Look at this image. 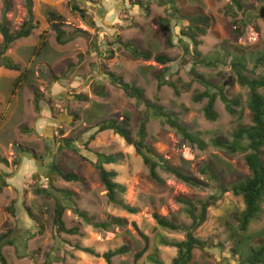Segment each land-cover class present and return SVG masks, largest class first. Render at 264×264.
Segmentation results:
<instances>
[{
	"label": "rangeland",
	"instance_id": "rangeland-1",
	"mask_svg": "<svg viewBox=\"0 0 264 264\" xmlns=\"http://www.w3.org/2000/svg\"><path fill=\"white\" fill-rule=\"evenodd\" d=\"M9 1L5 18L17 30L27 18L26 5L24 0ZM168 1L34 0L37 28L28 38L11 44L6 53L22 70L0 67V235L8 232L16 241L3 247L9 264H45L48 260L53 264H107L103 254L124 245L129 252L112 258L113 264H156L152 257L173 264L177 248L165 241L185 240L192 223L178 197L206 201L218 193V184L209 179L207 188L192 187L161 169L163 183L155 182L133 145L112 130L97 132L96 125L103 120L124 122L137 140L146 119V143L185 173L205 178L201 168L209 165L226 187L251 175L246 153L229 154L210 141L217 137L232 140L238 127L253 124L250 88L239 83L234 64L242 63L248 77L264 76V67L257 64L264 54V0H239L243 9L235 10L237 17L226 11L229 0H173L180 13L175 16L168 11ZM71 2L85 10V18L72 9ZM4 10L0 0V19ZM49 11L63 17L62 28L69 39L65 44L58 42L51 28ZM192 14L211 17L198 52L213 66L196 64V55L188 54L179 41L182 29L189 25L181 15ZM161 18L169 20V30L161 27ZM243 21L248 22L244 29ZM124 43L152 53L153 58L133 57ZM159 54L171 62L156 61ZM110 74L141 87L144 101L129 97L113 84ZM159 74L175 84L181 95L169 85L159 87ZM200 77L214 91L223 88L234 102V114L217 98V120L205 117L208 100H194L206 90ZM36 94L41 97L40 109L35 106ZM146 102L172 113L204 147L185 141L163 118L154 116ZM93 134L95 138L89 140ZM99 153L117 157L116 163L103 166L116 172L114 181L125 187L118 201L136 208V213L109 201L95 166ZM261 158L264 162V148ZM53 163L62 173L77 174L79 180H65L52 168ZM59 190L70 192L71 200ZM57 199L67 206L66 226L76 228L77 234L57 233L53 224ZM74 206L97 222L120 218L123 224L96 229L74 212ZM244 207L242 196L227 191L208 208L206 221L195 232L206 246L193 251L189 264H239L252 247L264 243V202L261 214L243 233L238 214ZM154 215L179 229L160 226ZM142 234L149 239L148 250L136 260L135 255L147 244ZM82 248H91L100 256Z\"/></svg>",
	"mask_w": 264,
	"mask_h": 264
},
{
	"label": "trees",
	"instance_id": "trees-1",
	"mask_svg": "<svg viewBox=\"0 0 264 264\" xmlns=\"http://www.w3.org/2000/svg\"><path fill=\"white\" fill-rule=\"evenodd\" d=\"M4 3V15L0 19V35L2 36V42L0 44V67H4L13 71H21L22 67L19 63L15 62L6 53L15 41L28 38L34 29L37 28L38 21L35 18L34 12V0H24L27 9V18L17 30H12L8 24L6 14L10 8L9 0H2ZM72 3V2H71ZM164 5L163 2H160ZM168 11L172 12V15L180 14L173 0H169ZM71 7L74 11H78L84 18L86 17V12L84 9L78 6L76 3H72ZM243 9L242 4L239 0H229L226 6V11L233 17H237V12L235 10ZM171 15V14H170ZM185 21H188L189 25L182 29L181 37L179 41L183 43L184 48L188 54L194 53L196 55V64H203L206 66L215 65L212 62H207L200 58V53L198 52V47L201 44L200 38L207 34V29L211 26V17L207 15L192 14V15H181ZM48 21L51 28L57 33V40L60 44H65L69 39H67V32L62 28L63 17L56 13L55 11L48 12ZM167 18L160 19V25L162 28L169 30ZM246 21L242 22L241 27L244 29L247 26ZM239 33L242 34V30L238 29ZM86 34V32H84ZM73 39V36H71ZM186 38L188 41H186ZM172 42V41H171ZM123 46L130 50L131 54L135 58H144L145 60H151L153 58L152 53L147 51H140L137 47L131 43H124ZM155 60L167 64L171 62V59L164 55L159 54L155 56ZM195 64V65H196ZM257 64L264 67V54L258 59ZM234 68L238 74V81L243 86H248L250 88V102L249 106L252 112L253 124L250 126H240L238 127L232 135V140L217 137L212 139L210 144L214 147L225 150L229 154L235 153H246V162L251 171V175L245 180L237 181L231 184L229 187L224 186V184L219 183V177L209 165L203 166L201 168V173L205 178H200L192 174L185 173L172 166L168 160L162 155L158 154L152 147L146 143L147 138V121L143 119L139 130L138 139L134 140L129 130L128 126L124 122H118L115 119H108L99 122L96 125L97 132H103L106 130H112L116 134L122 136L129 145H133L137 154L140 155L144 163L149 167L151 178L162 184L163 180L158 173V169L164 170L165 172L174 175L178 180L196 188H207L208 180H214L218 185V193L211 195L206 201H192L188 198L178 197V202L185 206L186 212L192 219V223L186 229V239L182 241H165L166 245L177 248V256L173 259V264H189L193 258V251L195 249H204L206 243L198 239L195 236L196 230L203 225L207 219L208 208L225 192L233 191L237 196H242L244 200L245 207L241 213L238 214L239 220V230L241 232H246L252 223L262 212V205L264 202V162L261 158L262 149L264 148V92L261 93L259 90L264 89V76L248 77L243 74L245 66L242 63H235ZM23 75V73H22ZM21 75V76H22ZM111 81L114 85L121 88L129 97L135 98L137 101H144V91L141 87L126 82L121 76H116L110 74ZM198 80L206 86V90L200 94L194 96L196 102H201L207 99V103L204 109L205 117L210 121H216L218 118V113L215 110V103L217 98H220L225 104L229 113L234 114L235 109L233 108L234 102L230 100L223 88L212 90V87L205 79ZM21 79L18 78V81ZM157 80L159 87L166 85L171 86L177 96L181 95V91L178 87L166 81L163 74L157 75ZM17 81V82H18ZM16 82V83H17ZM188 88V87H187ZM41 97L39 94L35 95V106L36 109L41 108ZM146 106L152 111L154 116L161 117L165 120L171 128H173L182 138L190 143L191 145H197L199 147H204V143L199 140L193 133H191L180 121L173 116L172 113L165 112L163 108L157 104L146 102ZM95 134L90 136L89 140H93ZM70 140H67L68 143ZM98 160L95 163L96 168L100 172L101 180L107 190V196L110 202H113L129 213H136L137 209L129 205H124L122 202L118 201V193L124 192L125 187L119 185L114 181L116 172L107 170L103 165L116 163L117 157L113 154L99 153L97 155ZM52 168L58 174L67 181H77L79 176L74 173H62L59 171L58 167L53 163ZM207 179V180H206ZM3 183H6L3 180ZM0 190H2V185L0 184ZM46 194H51L48 190H44ZM59 192L71 200V193L68 191L59 190ZM198 203V204H197ZM199 205V207H198ZM74 212L77 213L82 219H84L88 224L92 225L99 230H110L114 226L122 225L123 221L120 218H113L110 221L97 222L94 217L90 216L88 212L82 210L78 206L72 207ZM67 206L61 202L60 199L56 200V205L54 208L53 224L57 233H67V234H77L78 230L76 228H68L64 221V213ZM157 223L171 230H178L179 226L175 223L167 220L166 218L154 215ZM147 244L142 251L135 255V259L139 260L143 254L148 250L149 239L147 236L143 235ZM26 240V239H25ZM15 239L11 237L10 233H3L0 235V263L9 264L7 257L3 253V247L6 245H15ZM236 243L239 245L240 241L236 239ZM129 247L124 245L115 250H111L103 254L104 259L107 264H113L112 258L117 255L126 254L129 252ZM82 251L100 256L95 253L91 248H82ZM237 250L234 249V252ZM152 260L156 264H163L160 260L152 257ZM52 260H48L45 264H53ZM229 264V263H224ZM239 264H264V243L257 247H252L250 253L247 254L246 258Z\"/></svg>",
	"mask_w": 264,
	"mask_h": 264
}]
</instances>
